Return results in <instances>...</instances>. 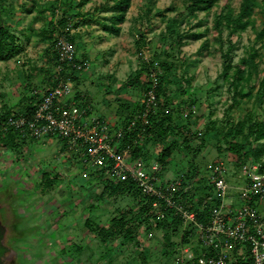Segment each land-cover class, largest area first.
<instances>
[{"label":"rangeland","instance_id":"374dc122","mask_svg":"<svg viewBox=\"0 0 264 264\" xmlns=\"http://www.w3.org/2000/svg\"><path fill=\"white\" fill-rule=\"evenodd\" d=\"M32 1L14 0V10L9 15V23L22 50L12 59L0 61V111L6 106L12 112H22V108L29 105H23L27 102L24 97L33 91L40 98L49 87L41 81V73L36 75L33 72L34 67L37 70L48 67L45 52L49 43L39 38H27L31 26L36 30L46 26L41 22L32 24L36 14L25 13V6ZM36 1L43 6L55 0ZM189 1L132 0L120 33L109 35L102 19L109 17L111 12L101 10L102 0H93L83 10L89 15L85 22L78 28H74L72 22L67 28L71 37L80 36L74 45L79 63L87 64L76 74L79 81L74 82V95L82 98L95 117L106 119L113 128L121 124V118L126 114L118 112L117 99L132 104L144 94L141 88L126 87L125 83L155 54L159 52L164 60L165 54L170 52V42L160 40L165 30V23L161 20L163 13L172 5L180 9ZM224 2L238 8L241 0H222L220 7ZM151 7L152 15H146V10ZM215 14L216 8L192 16L182 29L201 37H188L180 51H173L179 68L175 71L171 88L177 91L184 86L182 79H189L192 83L191 99L195 104L190 112L185 110L180 99L177 100L183 109L175 122L182 128L177 136L182 147L174 153L166 177L170 180L183 175L188 178L192 193L185 198L188 205L200 213L203 199L215 193L210 178L211 165L223 163L226 167L227 202L233 203L235 208L240 205V189L247 182L240 172L241 167L234 165L230 154L219 155L214 139L216 130L206 131L212 123H216L218 129L237 124L244 118L246 109L255 107L253 99H247L234 110L228 108L232 94L229 83L222 76L225 64L220 47L223 41L229 40L235 45L230 55L233 65H238L253 48L264 53V42L256 40V33L264 27V18L258 10L254 13L255 29L249 28L231 39L225 32L223 41L212 30ZM172 16L167 14V17ZM149 17L151 22L147 21ZM207 29L209 35L205 34ZM140 34L145 35L147 44L139 50L136 42ZM206 41L208 47L203 48ZM226 49L227 45L224 46ZM263 71L264 61L261 60L260 72ZM260 109L264 110V103L256 111L260 113ZM188 112L191 113L189 117ZM185 139L189 141V152L183 143ZM22 141L24 147L19 149L22 154L4 153V148L0 147V187H6V193L0 191V221L4 228L6 253L13 255L15 264H175L174 255L187 230L177 223V218L168 222L170 229L166 225L163 229L149 227L144 218L137 219L134 242L105 245L98 230L107 227L112 217L131 209L135 204L133 197L127 194L113 197L108 192L101 197L104 184L95 182L90 175L83 179L81 155L66 150L57 137ZM162 148L163 145H158L152 152L156 154ZM195 151L198 155L193 161ZM192 169L196 170L195 176H192ZM44 172L61 177L48 193H43L39 186ZM257 206L264 214V202L257 203ZM190 241L196 246L195 238Z\"/></svg>","mask_w":264,"mask_h":264},{"label":"trees","instance_id":"16d2710c","mask_svg":"<svg viewBox=\"0 0 264 264\" xmlns=\"http://www.w3.org/2000/svg\"><path fill=\"white\" fill-rule=\"evenodd\" d=\"M92 1L55 0L42 6L36 0H33L25 6V13L28 15L36 14V18H34L32 24L34 22L46 23V26L40 30H36L31 26L28 29L27 38L29 40L31 37L39 38L49 43V47L45 52L48 59V67H41L39 70L35 67L33 68L34 74L37 75L39 72L43 75L41 81L49 86L48 89L55 87L61 79L69 78L73 82L79 81V77L76 75L78 71L73 69L71 65L64 64L59 68L56 40L59 35L63 34L65 30H68L67 28H70L68 26H71L72 22L74 28H78L85 22L89 15L88 13H84L83 10ZM152 1L150 0V2ZM221 2L222 0H190L180 9L172 5L163 13L161 20L165 23V30L161 34L160 40L163 43L170 42V52L165 54L164 60H161L159 52L155 54L154 58L142 63L135 75L125 83L126 87L137 86L144 91V94H140L138 101L130 104L119 98L117 99V102H119L118 112L120 114L125 113L126 115L121 118V124L114 127V129L117 130L122 127L125 131V136L121 141L120 147L123 148L127 144L132 145V161L140 159L146 163L156 161L163 166V172L166 174V170L172 162L174 153L182 147L177 141V136L182 128L181 126H176V118L182 114V103H184L185 110H190L191 112L195 101L191 99L192 83L188 81L189 79H182L184 86L180 87L177 91L171 88L176 74L175 71L179 68L173 51H180L188 37H201V35H196L192 31H184L182 26L192 16L199 13H209L216 8L212 30L223 41L225 32H227L228 39H231L236 34L245 32L249 28L255 29L256 21L254 19V13L257 10L264 18V0H241L238 8L232 7L228 2H224L223 6L220 7ZM13 3L14 0H0V61L10 60L22 50L18 46L19 38L13 33L12 26L9 23V15L14 10ZM131 6L132 0H102L101 10L105 13L111 12L109 17L102 19L107 34L118 35L120 33V26L125 22L126 15ZM152 12L153 7L146 10V15L150 16ZM46 13L48 17L45 16ZM168 13L173 14V16L167 17ZM150 19L151 17L147 18V21L151 22ZM198 24L202 25L201 22ZM209 33L210 30L207 29L205 34L209 35ZM79 37L76 35L75 37H70V40L75 44V40ZM145 40V35L140 34V38L136 42L139 50L147 44ZM256 40L257 42H264V27L256 33ZM226 45L227 49L224 50V46ZM204 47H208L207 41L204 43ZM234 47L235 45L231 40L228 42L223 41L220 47L221 56L224 58L225 64L222 76L229 83V90L232 94L231 105L228 108L234 110L241 106L242 101L253 99L255 103L254 108L256 109H246L247 112L244 118L237 124H229L227 127L218 129L217 124L212 123L206 131L216 130L214 139L216 140V148L219 155L224 153L230 154L234 165L239 168L247 162H260L264 159V110L260 109V113L256 111L264 103V71L260 72L261 60L264 61V53H261L260 49L253 48L247 57L240 60L238 65H233L230 55ZM155 63H158V68L155 67ZM231 70L232 73H230ZM153 72L157 73L158 85L156 93L158 103L153 112L148 116V125L145 127L144 139L134 143L133 141L137 138V133L134 131L128 132V126L144 110L142 101L152 83L151 74ZM177 94L179 98L176 97ZM24 98L27 101L25 104L23 103L24 106L29 103L28 100L35 99L33 96ZM178 99H180L181 103L179 105L177 104ZM72 101H82V98L78 94H75L69 100V102ZM84 105L87 106L86 103ZM22 109L23 113H30L33 108L28 105ZM190 112L187 113V117L191 115ZM11 113L12 111L4 106L0 111V123ZM239 138H242V140L239 141ZM22 140L24 139L14 131H9L7 134L0 133V147L4 148V153L12 151L22 154V151L19 150L21 149L20 146L24 147ZM188 142V139H185L183 143L189 152L191 150ZM158 145H163V148L155 154L152 150L156 149ZM197 155L198 151H195L192 156L193 161L197 158ZM79 161L81 163V158ZM195 173L196 170L192 169V176H195ZM89 175L93 176L92 178L95 182L98 181L104 184V190L100 195L101 197L106 192L113 197L127 194L132 196L135 202L131 209L112 217L107 227L98 230V236L105 245L113 243L128 245L134 242L136 239L135 223L137 219L141 220L144 218L149 227L155 226V228L163 229L165 225L166 228L168 227V222H174V219L177 218V223L184 226L183 221L172 210L167 211L165 219H160L156 215L155 210L152 209L151 200L143 196L132 183H118L113 180L107 168L89 171ZM60 178L58 175L53 177L50 173H42L39 186L43 193L51 192L55 184L61 180ZM185 180L187 181L188 178L186 177ZM0 191L6 193V187L1 186ZM190 193H192V190ZM186 196L183 198L185 206L189 210L198 213V220L201 222L207 221L208 212L206 211L209 208H206L201 213L198 210L192 209L187 203ZM202 205L203 201L201 207ZM211 205H215L214 202ZM168 229L170 228L168 227ZM3 237V227H0V239H3ZM190 239H194V231L188 226L181 245L189 244L191 242ZM6 251L7 249H4L3 253H6ZM196 255H200L198 250L196 251Z\"/></svg>","mask_w":264,"mask_h":264},{"label":"built area","instance_id":"2783aa9c","mask_svg":"<svg viewBox=\"0 0 264 264\" xmlns=\"http://www.w3.org/2000/svg\"><path fill=\"white\" fill-rule=\"evenodd\" d=\"M69 32L65 30L56 40L59 68L69 64L76 71H82L87 64L78 63ZM155 67L158 68V63ZM151 81L142 101V114L128 126V132L137 133L134 143L144 139L148 116L158 103L156 72L151 74ZM74 88L71 79H61L30 105L33 108L30 113L13 111L1 121L0 133L14 131L26 140L57 137L66 150L80 153L83 179L89 177V171L107 168L113 180L132 183L151 200L152 209L160 219H165L168 210L174 211L185 227L193 229L196 241V246L189 243L179 247L174 255L175 264H264V214L257 206L264 202V159L241 166L240 172L247 182L240 189L238 208L227 202L226 167L223 163L211 165L215 193L203 200L202 211L209 210L207 221L201 222L198 213L189 210L183 202L192 185L183 176L167 179L163 166L156 161H132V145L120 147L125 136L123 128L115 130L106 119L95 117L83 101L69 102ZM197 250L200 255H196Z\"/></svg>","mask_w":264,"mask_h":264},{"label":"flooded vegetation","instance_id":"af4514ba","mask_svg":"<svg viewBox=\"0 0 264 264\" xmlns=\"http://www.w3.org/2000/svg\"><path fill=\"white\" fill-rule=\"evenodd\" d=\"M0 227H2L1 221ZM4 249H7V244L5 242V238L3 237V239H0V264H15L16 260L13 258V255H7V253H3Z\"/></svg>","mask_w":264,"mask_h":264},{"label":"crops","instance_id":"0c3cea01","mask_svg":"<svg viewBox=\"0 0 264 264\" xmlns=\"http://www.w3.org/2000/svg\"><path fill=\"white\" fill-rule=\"evenodd\" d=\"M46 91H47V90H46ZM46 91H45V93H46ZM30 92H31V91H30ZM45 93L42 95V97L45 95ZM29 96H31V97H32V96L35 97V99L32 98V100H30V101L28 100V102H29L28 104H29V105H31V104L37 102L39 99L42 98V97H40V98L37 97V95H35V92H33V91L30 93ZM74 96H75V95H74ZM74 96H73V97H74ZM165 175H166V174H165ZM239 203H240V201H239ZM240 206H241V203H240V205H239L238 207H240Z\"/></svg>","mask_w":264,"mask_h":264}]
</instances>
